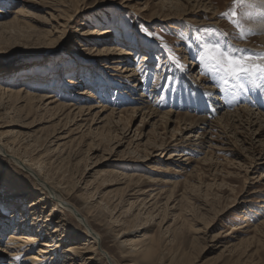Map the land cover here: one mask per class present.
I'll return each instance as SVG.
<instances>
[{
    "label": "rangeland",
    "instance_id": "obj_1",
    "mask_svg": "<svg viewBox=\"0 0 264 264\" xmlns=\"http://www.w3.org/2000/svg\"><path fill=\"white\" fill-rule=\"evenodd\" d=\"M20 1L10 0L6 4L7 14H3V10L0 12V21L10 20L23 5ZM160 1L56 0L57 3L71 6L72 12L73 9H79L73 17L70 13L67 20L50 17L52 13L57 16L50 10L53 1H49L51 4L44 0L27 2L25 10L31 13L28 15L27 12V17H21L22 22L26 20L25 25L21 23L0 27V84L12 85L13 89L27 86L32 95H55L59 98L57 103L62 104L90 105L98 104L99 101L108 107L105 114L112 108L121 110L139 106L136 98L144 94L158 112L172 109L173 121L176 113H188L193 117L206 114L207 119L212 121L220 113L241 107L244 103L240 99L245 95L254 98L258 87L248 86L250 90L243 91L234 88L233 82L229 81L225 88L218 86L209 74H201L200 63L195 58L197 48L194 37L200 35L203 29H218L227 33V39L234 45L246 44L241 48L252 49L253 45L259 46L257 38L260 34L249 35L242 40L238 38L236 27L227 18L220 16L221 24L217 28L199 26L197 24L201 19L206 20L205 14L203 18L193 17L192 14L184 15L182 9L177 11L179 13L173 19L165 20L169 12H161ZM215 2L220 13L228 11L233 4V0ZM145 6L147 10L142 11ZM185 9L192 13L196 11L193 3L186 5ZM242 11L244 9H238V12ZM160 12L162 18L159 17ZM151 14L159 15L152 18ZM256 22V18L243 21L246 30H254ZM30 25L32 28H28ZM141 26L163 37L164 43L179 57L182 69L171 63L170 54L160 46L159 41L140 31ZM109 27L113 32L107 35V39L116 42L107 43L101 40L104 36L94 37L97 34H90V31ZM230 31L233 34L231 37L228 36ZM112 44L134 52V55H129V63L134 67L140 65L138 77L142 79V88L131 87L135 79L124 81L122 76L111 75H122L116 72L119 65L117 58L124 56L110 55L102 58L99 55L103 46ZM142 55L147 56V65L139 62ZM193 60L206 79L204 82L215 87L209 96L199 85L203 83L198 81V77L195 80L191 77L194 87L190 84L187 63ZM109 66L110 69L106 68ZM151 89L155 91L150 92ZM82 91L91 92L90 99L86 101ZM197 91L202 94L197 96ZM217 97L222 99L220 104L226 102L229 105L222 111L216 110L214 115L209 105ZM197 98L205 102L201 111L195 109V106L199 109ZM32 106L29 109L21 105L12 107L10 104H0V123L3 124L0 128V148L5 152H0V206L5 181L15 180L10 190L17 185L18 191L27 186V191L31 192V197L27 196L21 200L23 204L19 205L20 209H27L28 202L36 195V187L39 188L36 181L48 180L45 171L51 170L56 174L55 177L59 176V181L65 183L61 188L57 186L58 189H66L63 193H69L70 202L83 214L88 204L93 207L99 205L100 209L96 210L94 218L89 219V225L101 237L97 242L98 253L94 254L97 257L91 264H112L108 256L101 252L103 250L109 254L110 260L120 262L122 256L130 255L134 247L136 250L151 237L160 239L162 258L164 255L161 264H183V261L185 264H264V130L259 131L261 136L258 137L242 129L238 130L239 136L236 138L231 133L214 135L216 131L213 136L207 133L208 138L214 139L211 147L223 150L209 148V143L202 149L192 147L188 151L190 160L180 163L150 155L160 153L161 150H154V145L146 142L151 124L140 126L142 111L134 115L127 138L122 135L119 145L116 142L110 145L100 142L95 132L93 135L77 133L79 130L74 129L77 125L62 126L64 120L62 124L56 125L59 119L53 115L55 108L44 110L42 107L37 108L35 103ZM80 118L82 121H77V124H85L83 120L87 116ZM87 126L80 130L83 132ZM173 127L174 123H171L168 129ZM67 128L72 131L68 133ZM258 128L259 125L251 130L256 131ZM135 129H139L142 135L140 140L134 142L129 138H133ZM14 130L17 132L13 133ZM162 130L159 126L157 132L161 133ZM194 131L202 132V129ZM15 136L16 143L21 146H8ZM152 137L155 138V144L160 143L159 137ZM165 137L168 138L169 134ZM61 138L64 139L58 140ZM89 143L91 147H88ZM93 144L98 148L96 151L92 150ZM172 151H166V155ZM206 153L213 159L201 161ZM39 154H42L40 162L31 165L35 168V175H28L20 167L22 164H30L29 156L36 157ZM49 157L50 167L40 164ZM71 193L74 194L70 196ZM81 195L82 200L85 199L83 202L79 200ZM169 195L172 197L163 213ZM11 201L14 202L10 207H17V201L20 202L15 199ZM39 205L41 209L38 210L43 211L40 219L44 222L45 216L52 211L51 204L47 202ZM3 213L0 220L7 226L6 218L10 212ZM51 219L46 227L51 235L55 222L62 221L64 228L69 230L77 242L86 239L84 231L88 230L87 227L82 225L79 230L76 229V223L69 214L55 212ZM14 229L10 225L5 227L6 231L1 236L0 264L8 262V255L2 248L8 234ZM44 241L42 238L33 250H27V255H37ZM61 245L60 254L67 244ZM90 255L93 254L87 256ZM44 256L53 258V252Z\"/></svg>",
    "mask_w": 264,
    "mask_h": 264
},
{
    "label": "bare ground",
    "instance_id": "obj_2",
    "mask_svg": "<svg viewBox=\"0 0 264 264\" xmlns=\"http://www.w3.org/2000/svg\"><path fill=\"white\" fill-rule=\"evenodd\" d=\"M29 1H33V0H21L20 2L23 3L21 8L17 9L14 12V16L10 20L6 22H3L4 20L0 21V27L9 26V25L16 26L21 23L22 25H25L26 20L24 19L25 22L24 20L22 22L21 17L22 16L27 17L28 15H30L31 12L29 13L27 11L29 13L27 15V12L25 10V5H27L28 4L27 2ZM44 1H47V3L49 4H51L49 1H53L54 3V4H51L53 8L50 7L51 8L50 10L54 11V13H56L57 16H54L52 13L50 14L51 18L54 17V18H58L62 20L63 19L67 20V18H69L70 16L73 17V14H75L79 10L78 8H76V9H73L74 12H72L71 6L62 5L63 0H57V1H62L60 3L59 2L57 3L56 0H44ZM9 2L10 0H0V12L1 10H3L4 12L3 14L5 15L7 14L6 4ZM257 2H259V0H257ZM190 3H193V7L196 8V11H194L193 13L191 11L187 12L185 9L186 5H189ZM159 4H160L161 12L162 10H165V11L167 10L169 12V14H166V12H164V14L167 15L165 16L167 18H164L165 20L173 19L176 16V14L179 13L177 11L182 9L183 10L182 13L184 15L190 14L191 16L192 14L193 17L197 16L198 18H203L202 16L203 14H205L207 18L206 20L201 19V21H199V23L197 24L199 26L209 25L210 27L217 28L221 24V20H220L221 13L220 11H218L217 6H215V4H217L215 0H173V1L172 0H161ZM76 7L78 6L76 5ZM145 10H147L146 6L145 8L142 9V11H145ZM161 12L159 16L160 18H162ZM157 15L159 14H155V15L151 14V16H153L152 18L157 17ZM256 21L257 22L254 24L255 27L253 31L260 34V37L257 38L258 39L257 42L259 46L253 45L251 46V48L257 52H262L264 51V23H261L259 19H256ZM57 25L60 26L59 24ZM29 27L32 28L31 25L28 26V28ZM90 32H91L90 33L91 35L97 34L94 37L104 36L101 38V40H106L107 43L116 42V41L109 40V38L107 39V35L113 32L110 29V27L104 28L98 31L93 30ZM232 35L233 34H231V31H230V33H228V36L231 37ZM245 45L240 43L235 46H238L239 48H241V47H244ZM100 51L102 53L99 56L102 58H105L110 55L124 56V57L117 58L119 65L116 68V72H119L122 75H117V74H111V75L119 76V77L122 76V78H124L123 79L124 81L135 79V81L131 85L132 88H142L143 87L142 79L138 77L140 75L139 73L140 65H138L137 67H134V66H131L129 63V55H134V52L123 50L113 44L109 46H103ZM139 62L141 64L143 63L144 65H147L146 64L148 62L147 56L142 55V59ZM187 64L189 67V74L187 75L188 77L190 76L189 81L191 82L192 80H195L196 77H198V81H200V83H203L199 85L202 86L204 93L208 94L209 96V94H211L212 91L215 90V87H212V85L206 84L204 82L206 79L203 78L202 75L200 74V71L198 69V64L194 60L189 61ZM106 68L110 69L111 66L106 67ZM191 77H192V80H191ZM68 83H71L74 85L78 84L74 82H68ZM190 84L192 85V87L195 86V84L192 82ZM13 88H12V85L8 86L5 84L4 85L0 84V104L1 103L10 104L12 107L21 105V107L23 108L28 107L29 109H31L32 107H34L32 106L33 103H35L37 105L36 106L37 108L42 107L44 108V110H51L55 108V112H53V115L54 116L57 115L58 116L57 119H59L56 125L62 124L64 120L65 122L62 124V126H67V124L71 126L77 125L74 128L75 130L76 129L79 130L77 133L87 132L86 134L91 133L93 135L95 132V135L99 137L100 142H107L110 145H112L115 142L117 143V145H119V143L122 141L121 140L122 135L125 136V139L127 138L126 137L128 135L127 133L131 132V122L133 120L134 115L142 111L143 113H142L141 120H140V126L145 127L151 124L150 125L151 129L147 133L149 134V136L147 137L146 135V142L154 145L153 147L154 150L156 151L161 150L160 153H156L154 155L150 154V155L158 156L159 158H162V159H165L166 157L167 160L176 161L180 163L187 162L190 160L188 156V151L192 150V147H198L199 149L200 148L202 149L206 143H209V148H212L214 150H223L221 148H216L215 146L211 147L210 144L211 142L213 143L212 140L214 139L208 138L207 133H210L211 136H213V132H216V131H217L216 132L217 134H214V135H220V134L226 135L228 133H231V135L234 136V138H236L237 136H239L238 130L242 129V130H246L248 134H249V131H251L253 135L258 137V136H261V132L259 131L264 130V126H262L264 124V88H261V87L256 88V90H258V93L256 94L254 98L247 97L245 95L243 98L240 99L241 103H244L241 107L236 108L232 111L227 110L226 112H223L222 114L220 113L219 116H217L212 121L207 119L208 116H206V114L201 115L199 117H193L189 115L188 113H184V114L176 113V117L173 121L171 120L172 116L174 115V111L172 109H168L164 112H158L156 109H154L155 105L150 100H148L147 96H144V94H141L140 96L136 98L138 100L136 101L138 102L137 105L139 106H136V107L134 106L131 108H121V110L112 108L110 109L109 113L105 114L108 111V107L104 104H101L99 101H98V104H90V105L88 104L87 105L85 104L76 105L73 103L71 104L63 103L62 104V103H57L59 98H57V96L55 95L54 96L32 95L31 93L28 92L27 86H24V85H22L21 87L19 86L17 89H13ZM153 91L155 90L154 89L150 90V92H153ZM197 92H196L197 96H200L202 94L200 91H197ZM81 94L86 97V101L90 99V95H92V93L88 91H84V92L82 91ZM63 98L64 97L62 96V99ZM131 100L129 101L135 102ZM212 101L213 102L209 105V107L211 109V112L214 113V115L217 113L216 110L218 112L222 111L223 109L228 107L227 105H229V103H226V102L224 104L223 103L220 104L219 102H221L222 99L219 97H217L215 100H212ZM198 102H199V109L196 106H195V109L201 111L203 109V105L205 102L200 101L197 98V104ZM246 103L247 105L245 106ZM52 105H55V106L51 107ZM82 116H87L86 120H83L86 123L83 124L82 122V123L77 124V121H82V118L79 119V117H82ZM156 118L157 120H154ZM209 121L212 123H209ZM88 122L89 124L87 126ZM171 123H174V127L171 130H169L168 126ZM92 125L94 126V128L92 127ZM257 125H259V128L256 131L251 130L252 127H255ZM2 126L3 124L0 123V128H2ZM85 126H87V128L82 132L81 130ZM159 126H161L163 129L161 133L157 132V129ZM195 129H202V132L198 131L196 133L194 131ZM67 130L69 129L67 128ZM71 131L72 130H69L68 133ZM16 132L17 131L14 130L13 133H16ZM18 133L20 132L18 131ZM166 134H169L168 138L165 137ZM141 135H142L141 131L139 129H135L133 131V138H129V140L131 139L134 142L138 141L141 139ZM152 135H155V137H159V140H158V142H160L159 144L154 143L156 141H155V138L152 137ZM15 138L16 136L13 137L11 142L8 143L7 145L8 146L16 145L20 147L21 146L20 143H16ZM62 139L64 138H61L58 140H62ZM88 147H91L90 143L88 144ZM92 147L94 148L92 149L94 151L98 149L97 147L96 148L94 147V144L92 145ZM169 150H173V151L170 152V154L167 156L166 151H169ZM0 152L3 154L5 153L3 152L2 148H0ZM41 156L42 154H39L36 157L29 156L28 161L30 164L29 165L22 164L20 168H22V170H24V172H26L28 175H32V174L35 175V172H34L35 168H32L31 165L38 164L40 162ZM50 158L51 157L44 159L43 161H41L40 164L44 163V166L45 165L49 166L50 160H51ZM210 158H211V155L209 156L208 153H206V155L202 158L201 161L205 162L207 160L213 159V158L212 159ZM146 159L147 158L145 156L144 160ZM15 166L17 167L18 165H15ZM45 172H46L45 176H48V180L43 181V179H41L42 181L38 180L40 182L39 183L38 181L34 179L37 182L36 184H38L39 188L36 187V191H34L36 192L34 199L28 202V207L27 209H24V210L20 209L21 207L19 208V205L23 204L21 200L23 199L25 200L27 196H28L27 198L31 197V192L27 191L28 187L24 186L22 191H18L17 185H15V188L13 190H10L14 186L13 183L16 182L15 180H12V181L6 180L5 184L3 185L4 190H3V193H1L3 196V201L0 206V208H2L0 209L2 213H0V216L3 217L4 216L3 212L7 213L9 211L10 216L6 218L8 219L7 226L10 225V226L15 227L14 231L8 234L7 242L2 248V251L8 255L7 264H27V263H30V264H91L93 263V261H95L97 257V256H94V254L97 255L96 253H98L97 251L99 249L97 248V242H98V239H100L101 237H99V234L95 231V229L91 228V226L89 225L90 223L89 219L94 218V213L96 212V210H98L99 205L98 206L94 205L93 207V205L88 204L83 214L75 206V204H72L70 202V198L68 197L69 193L68 194L63 193V191L66 189L64 188L62 190L58 189L57 186L61 188L65 184L61 180L59 181V176L55 177L56 174L52 173L51 170H47ZM7 179H11V177H7ZM72 194L74 193H71L70 196H72ZM82 197L83 195L80 196L79 200L83 202L85 199L82 200L83 199ZM171 197H172L171 195L168 196L166 200V204L163 206L164 207L163 213L166 212L167 207H168L167 203L169 200H171ZM13 199L20 201V202L17 201L18 203L17 207H10V205L12 206L13 204L12 202H14V201H11ZM47 202L51 204L52 211L50 214H47L45 216V221L42 222L40 217L42 216L41 214L43 213V211L38 210V209H41V206L39 204H46ZM259 202H261V200H259ZM61 204L63 205L61 206ZM65 204L67 205L65 206ZM55 212H60V213L65 212L69 214L71 216V219H73L72 221L76 223L75 227L78 230L81 228L82 225H85L88 229L84 231V234H85L84 236L86 239L82 240L81 242L80 241L77 242L75 240V237L71 235L69 230L64 228L65 225L62 224V221H58V220H57L58 222H55L56 226L53 231V234L51 235V233H48L47 232L48 228H46L47 223L52 220L51 216ZM0 223H1L0 240H2L1 236L6 231L4 229L7 226H5L6 223L2 224L1 220H0ZM244 226L240 228H243ZM67 236L70 238H67ZM42 238L45 239V241L41 243L40 245L43 248L38 250L37 255H27V252L30 250H33V247L36 246L39 243V241H41ZM61 243L67 244L65 250L62 251L63 252L62 254L59 253L60 247L62 246ZM160 244H161L160 239L151 237L148 240V242L143 243L136 250L134 247V251H130V255L122 256V259L120 262H114L113 260H110L111 257L104 250L101 252H103L104 254L108 256V259L110 263L112 264H128L129 261H132L131 264H161L162 259L164 258V255L162 258L161 251H160V248H161ZM0 245H1V242H0ZM51 251L53 252V258L44 256L45 254L51 253ZM89 253H92L93 255L87 256ZM25 254L26 256L22 258V256ZM16 257H19V259H16ZM56 257L57 259H54ZM129 257H131L130 260H128ZM172 260L173 259H171V261ZM193 262L194 260L192 261V263ZM183 264H185L184 261H183ZM239 264H242V263H239Z\"/></svg>",
    "mask_w": 264,
    "mask_h": 264
},
{
    "label": "snow or ice",
    "instance_id": "obj_3",
    "mask_svg": "<svg viewBox=\"0 0 264 264\" xmlns=\"http://www.w3.org/2000/svg\"><path fill=\"white\" fill-rule=\"evenodd\" d=\"M238 9L244 11L238 12ZM220 16L227 18L236 27L239 39H246L257 33L251 29L246 30L243 21L256 18L264 23V0H233L231 8ZM140 31L159 41L160 46L170 54L171 63L183 68L179 57L164 43L162 36L143 26ZM181 36L183 38V34ZM194 41L197 48L195 58L200 63L201 74H209L210 79L218 86L226 88L231 81L234 88L243 91L250 90L248 86L264 88V51L237 48L227 39V33L218 29H203L200 35L194 37Z\"/></svg>",
    "mask_w": 264,
    "mask_h": 264
}]
</instances>
